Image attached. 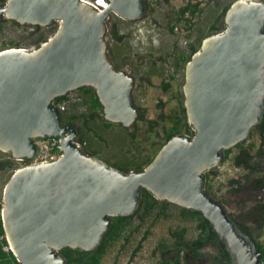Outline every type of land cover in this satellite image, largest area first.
<instances>
[{"label": "water", "instance_id": "obj_1", "mask_svg": "<svg viewBox=\"0 0 264 264\" xmlns=\"http://www.w3.org/2000/svg\"><path fill=\"white\" fill-rule=\"evenodd\" d=\"M110 13L126 21L145 14L143 0H108L98 10L82 0H5L0 22L48 27L34 49L0 52V152L30 159L34 139L58 136L62 156L16 169L2 192L1 222L19 264H68V247L93 251L111 219L134 214L145 189L158 201L200 212L228 244L236 264L259 253L237 232L222 204L204 190V173L223 151L248 139L264 105V1L235 0L226 28L205 37L184 67L182 93L192 136L169 139L143 169L124 172L86 151L77 130L61 125L56 98L94 89L104 119L124 128L139 116L134 77L118 68L105 37Z\"/></svg>", "mask_w": 264, "mask_h": 264}, {"label": "trees", "instance_id": "obj_2", "mask_svg": "<svg viewBox=\"0 0 264 264\" xmlns=\"http://www.w3.org/2000/svg\"><path fill=\"white\" fill-rule=\"evenodd\" d=\"M0 1L4 2L5 0ZM234 1L230 0L221 7L210 26L208 34L201 36L195 45L189 44L186 50L179 52L174 62L175 74L179 70L182 71L190 57L199 49L203 38L221 32L216 26L218 23L222 24L226 10ZM143 4L147 8L145 0ZM198 6V2L191 3V1H188L180 7L177 11L176 21L169 25L170 31L173 32L176 29L175 33L188 39L193 29L191 17L198 16L202 12V9ZM186 14L187 17H185ZM110 16L114 17L115 15L111 13ZM7 23L29 30L26 38L36 48L52 36L57 29L56 23L48 27L22 26L15 21L3 19L0 22V33ZM107 32L113 39L121 40L122 38V35L117 33L115 25H111ZM18 47V44L14 41L3 42L0 44V52ZM171 79L174 80V77ZM162 85L166 89L170 86V83L163 81ZM79 91L82 92L83 99L86 100L89 110L88 117L81 119L83 126L87 127L90 122L96 124L97 116L102 112V106L94 89L82 87ZM177 94L179 100L175 108L169 113H165L163 111L164 104L159 103V112L155 119L146 118L145 109L139 107V116L136 123L132 126V131L123 129L126 132V142L128 145L131 144V146L121 156L119 161H104L124 172H128L131 169L143 170L153 160L159 149L173 136L179 134L192 136L194 131L186 118L182 90H178ZM66 101H69L67 95L56 98L53 101L54 106L59 111L60 123L61 125L76 127V122L80 121L81 117L75 114H66L58 106ZM71 106L74 105L72 104ZM102 125L105 128H110L114 124L103 121ZM88 130H90L89 126L87 127ZM86 134V131L81 130L76 142L85 150H90L93 155H96V152L87 146ZM0 153L4 156L3 159H0V173L3 171L9 172V180L21 163L13 159L10 153ZM223 155V162H229L235 173L232 177L227 178L224 183H221L218 190H215L214 181L218 168L205 172L203 175L205 179L204 190L214 200L223 205L237 232L245 239L247 245L259 253L257 264H260L264 258V105L261 118L251 130L248 139L230 149L224 150ZM221 189L224 190V193L218 195ZM1 205L2 197L0 198V264H19L5 238L1 222ZM167 206L178 209L184 219L195 225L198 233L194 239H187L185 237V228L171 231V237L160 241L154 250V254H158V261L155 264H198L207 260L201 250L208 245H213L216 248L220 264H236L228 244L215 232L200 212L181 208L167 201H158L145 189L141 190V201L138 210L129 216L112 218L110 229L95 250L82 251L65 247L61 249L60 254L68 264H100L108 246L124 236L135 216L138 215L143 220V217L149 215L154 208H165Z\"/></svg>", "mask_w": 264, "mask_h": 264}, {"label": "rangeland", "instance_id": "obj_3", "mask_svg": "<svg viewBox=\"0 0 264 264\" xmlns=\"http://www.w3.org/2000/svg\"><path fill=\"white\" fill-rule=\"evenodd\" d=\"M188 1L198 2L202 12L198 16L191 17L193 29L191 36L187 39L175 33L176 29L173 32L170 31L169 25L176 21L178 9ZM229 1L145 0L147 5L145 14L137 21H126L116 15L111 17L110 13V24L116 26L117 33L122 35V38L121 40L111 38L107 32L109 28L107 29L105 37L108 43V54L118 68L134 77L132 99L138 108L145 109L146 118H156L159 103L164 104L165 113L175 108L179 100L177 91L182 90L184 82V68L175 74V59L179 52L187 49L189 44L195 45L201 36L209 33L218 11ZM216 27L221 32L226 28L224 18L222 24L218 23ZM27 32L29 30L23 27L7 23L0 33V44L14 41L18 44V48L34 49L35 45L30 44V40L26 38ZM172 77L174 80L171 79ZM163 81L170 83V86L164 89ZM66 95L69 101L59 105L63 106L66 114L81 117L80 121L76 122L77 126H73L77 130V136L81 134V130L86 131L87 146L96 152L97 157L103 161H119L131 146L126 142L125 130L132 131V126L136 122L129 128L116 124L105 128L102 122L106 120L103 112H100L96 124L90 122L88 124L90 130L87 131L88 126H83L81 122L83 117L89 115L88 105L83 99L82 92L77 89ZM72 104L74 106H71ZM3 158L4 156L0 153V159ZM234 173L235 170L229 162L222 160L214 181V189L218 190L220 184L232 177ZM8 174L9 172L4 171L0 173V198L4 185L8 181ZM222 193H224L223 189L218 192V195ZM180 228L186 229L187 239H194L198 233L195 225L184 219L179 210L174 207H156L149 215L144 216L143 220L137 215L132 219V224L124 236L108 246L100 264H155L158 261V254H154L157 244L170 238L171 231ZM201 252L205 254L207 260L198 264H220L217 250L213 245L204 247Z\"/></svg>", "mask_w": 264, "mask_h": 264}, {"label": "built area", "instance_id": "obj_4", "mask_svg": "<svg viewBox=\"0 0 264 264\" xmlns=\"http://www.w3.org/2000/svg\"><path fill=\"white\" fill-rule=\"evenodd\" d=\"M98 10L108 7V0H82ZM61 110L63 106L58 105ZM60 138L58 136H50L45 138L34 139L35 153L30 159L17 160L21 163V167L25 165L47 164L60 158L63 154L59 148ZM260 264H264V258Z\"/></svg>", "mask_w": 264, "mask_h": 264}, {"label": "flooded vegetation", "instance_id": "obj_5", "mask_svg": "<svg viewBox=\"0 0 264 264\" xmlns=\"http://www.w3.org/2000/svg\"><path fill=\"white\" fill-rule=\"evenodd\" d=\"M89 152V151H88ZM89 153H91V152H89Z\"/></svg>", "mask_w": 264, "mask_h": 264}]
</instances>
